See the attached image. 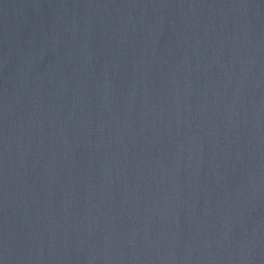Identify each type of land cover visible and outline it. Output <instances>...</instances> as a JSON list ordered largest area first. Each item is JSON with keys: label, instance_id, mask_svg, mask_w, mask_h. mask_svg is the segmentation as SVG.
<instances>
[{"label": "water", "instance_id": "obj_1", "mask_svg": "<svg viewBox=\"0 0 264 264\" xmlns=\"http://www.w3.org/2000/svg\"><path fill=\"white\" fill-rule=\"evenodd\" d=\"M0 264H264V0H0Z\"/></svg>", "mask_w": 264, "mask_h": 264}]
</instances>
